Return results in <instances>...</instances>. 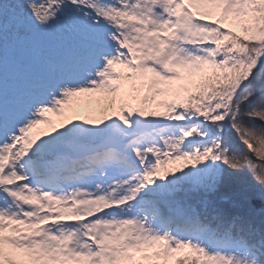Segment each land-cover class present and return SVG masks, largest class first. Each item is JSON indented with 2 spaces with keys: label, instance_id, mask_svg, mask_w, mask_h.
Instances as JSON below:
<instances>
[{
  "label": "snow or ice",
  "instance_id": "6c2138e0",
  "mask_svg": "<svg viewBox=\"0 0 264 264\" xmlns=\"http://www.w3.org/2000/svg\"><path fill=\"white\" fill-rule=\"evenodd\" d=\"M0 264H264V0H0Z\"/></svg>",
  "mask_w": 264,
  "mask_h": 264
},
{
  "label": "bare ground",
  "instance_id": "6f19581e",
  "mask_svg": "<svg viewBox=\"0 0 264 264\" xmlns=\"http://www.w3.org/2000/svg\"><path fill=\"white\" fill-rule=\"evenodd\" d=\"M73 114H74V115H81V116H83V115H88L89 113H88V111H87L85 108H81V109H80V112H76V113H73ZM97 114H99V113H97ZM52 119H53L54 121H58V120H59V118H57V117H55V116H53Z\"/></svg>",
  "mask_w": 264,
  "mask_h": 264
},
{
  "label": "rangeland",
  "instance_id": "374dc122",
  "mask_svg": "<svg viewBox=\"0 0 264 264\" xmlns=\"http://www.w3.org/2000/svg\"><path fill=\"white\" fill-rule=\"evenodd\" d=\"M77 112H80V110H79V111H77Z\"/></svg>",
  "mask_w": 264,
  "mask_h": 264
}]
</instances>
